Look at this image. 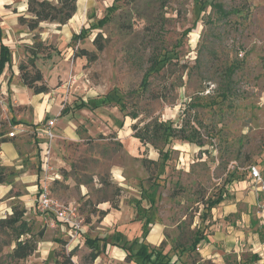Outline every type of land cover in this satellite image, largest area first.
I'll return each instance as SVG.
<instances>
[{"label": "rangeland", "instance_id": "rangeland-1", "mask_svg": "<svg viewBox=\"0 0 264 264\" xmlns=\"http://www.w3.org/2000/svg\"><path fill=\"white\" fill-rule=\"evenodd\" d=\"M8 16L0 24L12 26L1 32L11 59L0 75V138L7 140L0 164L13 175L0 184V218L19 203L27 236L38 242L17 260L9 256L14 232L0 230V264H136L121 248L136 237L150 247L163 242L177 264H257L248 251L205 259L202 244L189 248L195 232L212 233L219 205L209 209V202L231 200L234 181L248 178L250 165L264 167V0H76L66 23L42 21L33 30L18 21L31 17L27 0H13ZM32 44L42 74L34 86L45 93L21 80L19 66L34 74ZM83 49L94 59L79 55ZM81 102L87 105L77 108ZM47 120L54 135L45 154L36 128ZM152 120L182 125L193 141L132 135V124ZM44 175L78 228L38 209Z\"/></svg>", "mask_w": 264, "mask_h": 264}, {"label": "trees", "instance_id": "trees-1", "mask_svg": "<svg viewBox=\"0 0 264 264\" xmlns=\"http://www.w3.org/2000/svg\"><path fill=\"white\" fill-rule=\"evenodd\" d=\"M27 11L31 14V17L27 20L25 17L19 16L18 21L21 24H26V26L31 30L38 27L39 23L42 21L64 24L75 13L76 0H58L57 4L51 3L48 0H27ZM103 21V19H100L99 23H102ZM93 42L96 45L98 51L102 50L101 42H97L96 38L93 39ZM37 45L38 44H32L27 48V51L30 53L28 64L29 67L34 71V74L29 75V73L24 70L23 66H19L22 83L28 88L32 89L36 94L47 92V88H36L34 86L35 82L42 80V74L35 66V60L37 58ZM79 55L85 56L88 60L94 59V54H90V52L84 49L79 50ZM10 59V47L1 42L0 27V75L2 74L6 64L9 65ZM86 105V103L81 102L76 107L83 108ZM130 117L134 119L137 117V115L132 113L130 114ZM131 128L133 130L132 135L145 143L153 138H158L161 136H164L165 139L177 138L188 142L193 141L192 136L185 132L182 125L180 127L173 128L171 125H168L165 122L152 120L144 124V126L141 128H138L136 124H132ZM6 141L7 140L0 138V144L5 143ZM196 143L201 145L199 140H196ZM162 157L167 158L166 154H162ZM12 175L13 174L9 168L0 164V184H9V178ZM222 200V196H217L215 199L209 202L208 208L211 209ZM24 212L25 209L22 207V205L15 203L11 206V214L5 218H0V230L7 229L11 232H14V247L9 252V256L17 260L25 259L27 256L32 254L36 250L38 242V240L33 239V236H27L29 235V226L24 219ZM148 223L149 219H146L142 228V236H146L149 232ZM22 236L24 238H21ZM206 239L207 238L205 235L195 232L189 249L195 250L198 243L201 240ZM100 240L102 241L103 247L107 246V240L104 238ZM96 242V239L87 238L85 240V243L89 247H94ZM121 248L125 253V259L134 261L136 264H177L175 261H171L166 257V253L163 252V242H161L158 246L150 247L147 243L139 240V238L136 237L129 244H122ZM98 254L99 250L97 248L95 253L92 254L93 258H95ZM256 260L257 257L254 256L253 261ZM66 264H72L70 258L67 259Z\"/></svg>", "mask_w": 264, "mask_h": 264}, {"label": "crops", "instance_id": "crops-1", "mask_svg": "<svg viewBox=\"0 0 264 264\" xmlns=\"http://www.w3.org/2000/svg\"><path fill=\"white\" fill-rule=\"evenodd\" d=\"M13 0H0V24L10 22L8 6ZM24 6L20 11H24ZM3 25V24H2ZM1 27V32L7 33L8 29ZM11 26V28H10ZM5 144V143H3ZM262 172L264 180V167L261 164H253ZM248 185V186H247ZM232 199H224L213 208L212 219L209 229L212 233L201 240L199 252L205 259L222 256L226 252L248 251L251 259L256 256L257 264H264V219L255 205L264 200L263 192H256L251 185V177L239 178L230 186ZM208 223V221H206ZM221 258V257H220ZM217 260H220L219 258ZM214 261V260H212Z\"/></svg>", "mask_w": 264, "mask_h": 264}, {"label": "built area", "instance_id": "built-area-1", "mask_svg": "<svg viewBox=\"0 0 264 264\" xmlns=\"http://www.w3.org/2000/svg\"><path fill=\"white\" fill-rule=\"evenodd\" d=\"M240 56H242V53H239ZM0 98V103H1ZM54 125V120H47L45 125L40 128H36L37 137L43 138L44 140V152L47 154V145L46 140L51 139L53 137V132L51 131V127ZM16 133V131L9 132L10 136H13ZM46 159V157H45ZM250 177H251V185L254 187L256 192H263L264 193V180L262 172L258 169L256 165H250L248 168ZM53 180L52 177L48 175H44L39 180V189L37 192V198H36V205L38 209L41 212H44L46 215L54 218L55 220L61 222L67 227H71L73 229L78 228L79 223L75 220V212L74 210L68 206V207H61L58 206V204L52 199L50 194V184ZM258 211L260 212V215L264 219V200L259 202L257 204Z\"/></svg>", "mask_w": 264, "mask_h": 264}]
</instances>
